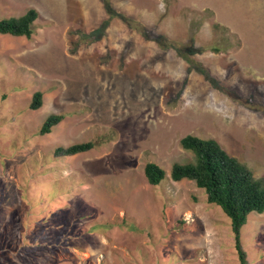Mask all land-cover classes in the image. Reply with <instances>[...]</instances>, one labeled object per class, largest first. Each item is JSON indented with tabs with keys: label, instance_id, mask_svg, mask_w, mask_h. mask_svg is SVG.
Listing matches in <instances>:
<instances>
[{
	"label": "rangeland",
	"instance_id": "1",
	"mask_svg": "<svg viewBox=\"0 0 264 264\" xmlns=\"http://www.w3.org/2000/svg\"><path fill=\"white\" fill-rule=\"evenodd\" d=\"M30 9L32 40L0 34V264H242L230 219L170 173L191 135L264 178V0H0V20ZM242 234L264 264V214Z\"/></svg>",
	"mask_w": 264,
	"mask_h": 264
},
{
	"label": "trees",
	"instance_id": "2",
	"mask_svg": "<svg viewBox=\"0 0 264 264\" xmlns=\"http://www.w3.org/2000/svg\"><path fill=\"white\" fill-rule=\"evenodd\" d=\"M38 18L39 12L30 9L20 17L1 19L0 34L32 40ZM43 104L44 93L38 91L33 96L30 109L39 110ZM64 119V115L49 116L40 129V135L53 133ZM95 146L93 142L79 143L59 147L56 153L75 156L87 153ZM181 146L194 155V161L174 164L171 180L194 182L197 188L205 192L209 204L222 209L231 221L241 263L246 264L247 253L242 246V232L252 214H264V178H257L247 164L230 155L214 138L202 139L190 135L181 140ZM144 171L149 184L153 186H160L167 179V172L156 163H148Z\"/></svg>",
	"mask_w": 264,
	"mask_h": 264
}]
</instances>
